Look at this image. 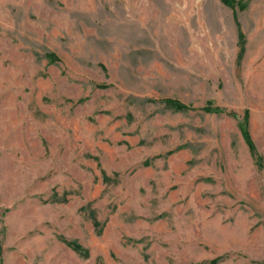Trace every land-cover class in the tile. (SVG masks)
<instances>
[{"label": "rangeland", "instance_id": "1", "mask_svg": "<svg viewBox=\"0 0 264 264\" xmlns=\"http://www.w3.org/2000/svg\"><path fill=\"white\" fill-rule=\"evenodd\" d=\"M235 1L0 0V264H262L264 0Z\"/></svg>", "mask_w": 264, "mask_h": 264}, {"label": "trees", "instance_id": "2", "mask_svg": "<svg viewBox=\"0 0 264 264\" xmlns=\"http://www.w3.org/2000/svg\"><path fill=\"white\" fill-rule=\"evenodd\" d=\"M222 2H224L225 4H228L230 6H233L237 3L235 0H222ZM243 44H244L243 32L241 30H238L239 53H241V51H243ZM46 56L50 60L51 59L52 60L57 59L56 55L53 52L46 53ZM163 102L167 107L172 108L174 110H184V109H187L189 107L187 104L181 102L179 99L171 98V97H166L165 99H163ZM204 110H206L208 112H218L220 110V108L218 106H213L212 103L209 102L204 107ZM240 129L242 132V136L245 139V142H246L251 154L256 157L257 162H260V156L256 154L255 145L251 139L250 133L248 132V123H247L246 117H244V119L241 121ZM0 234H1V230H0ZM70 245L72 246V248L74 250L78 249V246L76 244H74V242H71ZM0 253H1V244H0ZM212 262H215V259H213ZM262 264H264V261L262 262Z\"/></svg>", "mask_w": 264, "mask_h": 264}]
</instances>
